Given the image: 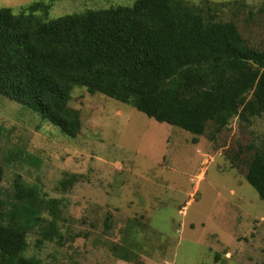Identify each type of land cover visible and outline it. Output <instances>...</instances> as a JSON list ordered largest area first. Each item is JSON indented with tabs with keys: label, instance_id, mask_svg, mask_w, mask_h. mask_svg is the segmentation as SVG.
Wrapping results in <instances>:
<instances>
[{
	"label": "rangeland",
	"instance_id": "rangeland-1",
	"mask_svg": "<svg viewBox=\"0 0 264 264\" xmlns=\"http://www.w3.org/2000/svg\"><path fill=\"white\" fill-rule=\"evenodd\" d=\"M0 0L17 13L34 2ZM133 0H53L44 19L130 6ZM198 4L204 0H186ZM239 1L221 18L251 47L264 45V0ZM76 138L0 96V197L9 210L14 183L37 186L62 203L61 243L36 244L25 257L40 264H260L264 203L246 183L248 163L264 152V114L236 117L203 136L159 124L130 106L75 88ZM74 178L62 190L59 183ZM128 260L120 259L121 251Z\"/></svg>",
	"mask_w": 264,
	"mask_h": 264
},
{
	"label": "trees",
	"instance_id": "trees-1",
	"mask_svg": "<svg viewBox=\"0 0 264 264\" xmlns=\"http://www.w3.org/2000/svg\"><path fill=\"white\" fill-rule=\"evenodd\" d=\"M52 1L17 13L0 9V96L65 136L81 131L78 111L68 106L75 88L195 136L210 124L220 132L236 117L264 114V45L251 47L221 18L244 2L133 0L44 19ZM2 176L0 167V184ZM245 180L264 203V152L252 156ZM73 184V177L59 183L62 190ZM13 187L9 210L0 197V264H40L25 257L27 235L35 233L38 247L61 243L62 203L21 180Z\"/></svg>",
	"mask_w": 264,
	"mask_h": 264
}]
</instances>
